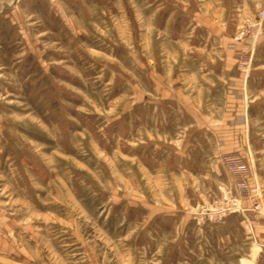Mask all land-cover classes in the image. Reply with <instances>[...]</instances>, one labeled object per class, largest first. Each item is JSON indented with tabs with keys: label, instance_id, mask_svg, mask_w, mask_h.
Listing matches in <instances>:
<instances>
[{
	"label": "rangeland",
	"instance_id": "374dc122",
	"mask_svg": "<svg viewBox=\"0 0 264 264\" xmlns=\"http://www.w3.org/2000/svg\"><path fill=\"white\" fill-rule=\"evenodd\" d=\"M262 10L0 0V264H264Z\"/></svg>",
	"mask_w": 264,
	"mask_h": 264
},
{
	"label": "crops",
	"instance_id": "0c3cea01",
	"mask_svg": "<svg viewBox=\"0 0 264 264\" xmlns=\"http://www.w3.org/2000/svg\"><path fill=\"white\" fill-rule=\"evenodd\" d=\"M211 29V32L213 31V32H215L216 34L218 33V40L219 41H222V43H223V41H225V40H228V38H226L223 34H222V30H223V28H222V26L220 25V23H218V25H215V26H212V27H210ZM215 51L217 52L218 51V49H216L215 48ZM241 51H242V49H241ZM220 53H222V52H220ZM228 61V60H227ZM228 85H231V86H237V82H236V80H230V81H228ZM231 97V96H230Z\"/></svg>",
	"mask_w": 264,
	"mask_h": 264
},
{
	"label": "built area",
	"instance_id": "2783aa9c",
	"mask_svg": "<svg viewBox=\"0 0 264 264\" xmlns=\"http://www.w3.org/2000/svg\"><path fill=\"white\" fill-rule=\"evenodd\" d=\"M259 21L260 22H263L264 21V10H262L260 13H259Z\"/></svg>",
	"mask_w": 264,
	"mask_h": 264
}]
</instances>
